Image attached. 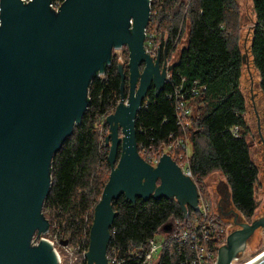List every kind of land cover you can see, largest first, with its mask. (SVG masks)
Here are the masks:
<instances>
[{
  "label": "water",
  "instance_id": "water-1",
  "mask_svg": "<svg viewBox=\"0 0 264 264\" xmlns=\"http://www.w3.org/2000/svg\"><path fill=\"white\" fill-rule=\"evenodd\" d=\"M52 2L1 0L0 264H59L47 238L36 243L50 230L44 206L53 158L83 119L92 79L105 73L115 50L127 46L128 76L119 63L122 99L106 117L112 169L85 252L87 264H110L111 228L118 214L112 202L121 195L134 206L137 198L176 200L185 216L189 207L200 209L198 185L170 154L154 165L138 149V112L152 86L156 95L163 89L174 64L167 55L162 63L160 44L156 58L146 50L151 0H64L58 10ZM233 212L239 228L227 235L215 264L239 259L251 236L264 228V217L238 221L243 216ZM171 228L168 224L165 230ZM251 264H264V256Z\"/></svg>",
  "mask_w": 264,
  "mask_h": 264
},
{
  "label": "trees",
  "instance_id": "trees-1",
  "mask_svg": "<svg viewBox=\"0 0 264 264\" xmlns=\"http://www.w3.org/2000/svg\"><path fill=\"white\" fill-rule=\"evenodd\" d=\"M253 4L256 21L251 54L264 94V0H253ZM240 15L238 0H151L146 30V44H160L162 60L167 55L174 67L158 95L152 86L138 112V149L147 161L168 153L179 163L180 149L168 147L181 138L190 145V170L201 198L210 206L209 218H215L220 226L210 241L203 239L214 251L211 263L226 240L228 227L217 216L207 178L215 172L224 176L232 205L246 221L250 222L258 209L259 169L248 140L252 129L242 84L245 61ZM185 28L187 39L181 46ZM126 52L129 56L128 47ZM128 64H123L127 76ZM121 83L119 62L113 58L105 73L92 79L83 119L54 155L52 187L44 210L61 241L89 248L95 207L112 169L110 147L101 128H108L106 117L122 99ZM123 93L129 94L127 77ZM180 102L189 114L178 109ZM112 204L118 214L111 228L108 255L113 252L124 264H137L131 253L144 251L151 238L160 237L163 245L155 264H193L199 259L192 241L175 235L202 222V209L189 207L185 216L176 200L137 198L134 206L124 194ZM168 224L172 228L167 231Z\"/></svg>",
  "mask_w": 264,
  "mask_h": 264
},
{
  "label": "rangeland",
  "instance_id": "rangeland-1",
  "mask_svg": "<svg viewBox=\"0 0 264 264\" xmlns=\"http://www.w3.org/2000/svg\"><path fill=\"white\" fill-rule=\"evenodd\" d=\"M238 3L241 14V46L243 53L245 54L244 56L246 57L242 84L248 105L247 118L252 129L251 135L249 136L248 140L251 145L252 156L259 169V179L255 192V196L258 201V209L251 220L253 221L264 217V143L261 139V134L264 138V94L260 89L261 77L258 71L255 69L251 54V40L256 21L253 0H238ZM186 39L187 28H185L183 41L180 44L181 46L185 44ZM126 47L127 46H124L122 49L116 50L114 52V59L119 63L121 62L122 65L129 61ZM178 54L179 51L173 55L172 59H177ZM101 131L105 134L104 136L106 137L109 133V125L106 130L104 128H101ZM190 152L191 151L189 145V154ZM207 182L209 184V192L211 193L213 199L214 209L218 213L219 208H222L225 213L229 214V218H225V220L228 221V225L232 221L231 223H233V225L232 227L230 225V230L231 228H233V226H238L237 224H235L236 214L233 212L234 207L231 202L230 188L224 176L219 172H215L207 178ZM240 220L246 221L241 217L240 219L238 218V221ZM230 230L228 233H230ZM41 238H47L55 243V247L63 257V262L61 264H70V255L62 247V245H60V236L58 235V229H56V227L54 229V226L50 225L49 233L37 236L36 240L39 241ZM262 252H264V228H259L248 240L245 250L242 251L239 259L234 260V263L247 264Z\"/></svg>",
  "mask_w": 264,
  "mask_h": 264
},
{
  "label": "built area",
  "instance_id": "built-area-1",
  "mask_svg": "<svg viewBox=\"0 0 264 264\" xmlns=\"http://www.w3.org/2000/svg\"><path fill=\"white\" fill-rule=\"evenodd\" d=\"M25 1L29 2L30 0H25ZM63 1L53 0V2L51 3V7L55 10H58L61 4L63 3ZM0 6H1V0H0ZM0 14H1V7H0ZM1 24H2V21L0 17V25ZM145 47H146L147 52H149L153 56V58H156L158 56V47L155 44H152L151 42L146 44L145 42ZM169 63H171L170 58H169ZM180 108L184 109L186 114H189L190 110L185 108L184 102H180L178 109ZM238 132H239V129L236 127L235 133H238ZM172 147H177L180 149V153H179L180 162L178 164L182 167V170L187 175H189L190 177L194 179L192 171L190 170V154H189L188 142L185 139L181 138V139H178L173 145L171 144L168 148H172ZM158 161H159L158 159L149 160V162L154 165ZM200 201H201L202 206H200ZM199 206H200L199 210L202 209L203 221L198 222L196 227L193 229L189 228V229L182 230L181 232L176 234L175 237L185 240V241L186 240L192 241L197 251H199V257H198L199 259L197 260L198 263L197 261H194L193 264H215L217 256H216L215 261L211 263L212 260L214 259V251L212 250V248L206 247V244L203 242V239H205L206 242L210 241L214 233L220 226L215 218H209L210 206L208 205V203H206L201 198L200 193H199ZM217 216H219L218 213H217ZM59 241L61 242L60 239ZM38 242L39 241H37L36 243ZM50 242L53 244L54 249L56 250V253L59 258V264H61L63 262V257L61 253L58 251V249L55 247V243L53 241H50ZM60 245H62V247L67 251V253H69L70 264H84V261L87 260L85 252H87L89 248L83 247L81 246V244H73V243H67L65 245L61 243ZM162 245H163L162 238L159 239L158 237H153L148 241L146 249L144 251L131 253V255H133L132 258L137 259L138 261L137 264H155ZM108 259H109L110 264H124L125 262V260H122L121 258H119L117 254H114L113 252L108 255Z\"/></svg>",
  "mask_w": 264,
  "mask_h": 264
},
{
  "label": "flooded vegetation",
  "instance_id": "flooded-vegetation-1",
  "mask_svg": "<svg viewBox=\"0 0 264 264\" xmlns=\"http://www.w3.org/2000/svg\"><path fill=\"white\" fill-rule=\"evenodd\" d=\"M165 60V59H164ZM164 60H162V63L164 62ZM262 135V134H261ZM262 137H263V135L261 136V139H262ZM264 139V138H263ZM263 139H262V141H263ZM263 143H264V141H263ZM121 154V146L119 147V155ZM119 155H118V157H119ZM218 214H219V216L221 217V218H223L224 219V221L227 223V227H228V232H229V230H230V225H231V227H232V225H233V223H231L230 222V224L228 225V221L227 220H225V218H229V214L228 213H225L224 211H223V209L222 208H219V211H218ZM251 222V221H250ZM236 224V223H235ZM237 228H239V226H233V228H231V230H230V232L231 231H234V230H236ZM229 234V233H228ZM67 243H70V242H67Z\"/></svg>",
  "mask_w": 264,
  "mask_h": 264
},
{
  "label": "bare ground",
  "instance_id": "bare-ground-1",
  "mask_svg": "<svg viewBox=\"0 0 264 264\" xmlns=\"http://www.w3.org/2000/svg\"><path fill=\"white\" fill-rule=\"evenodd\" d=\"M264 256V252H262L261 254H259L258 256H256L255 258H253V260H251L249 263L247 264H251L252 262L256 261L257 259H259L260 257ZM230 264H235L234 261Z\"/></svg>",
  "mask_w": 264,
  "mask_h": 264
}]
</instances>
